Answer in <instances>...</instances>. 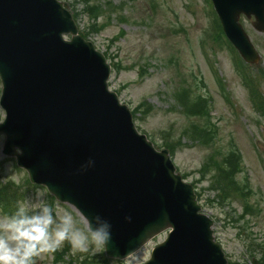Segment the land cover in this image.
<instances>
[{"label": "water", "instance_id": "95a60500", "mask_svg": "<svg viewBox=\"0 0 264 264\" xmlns=\"http://www.w3.org/2000/svg\"><path fill=\"white\" fill-rule=\"evenodd\" d=\"M211 1L240 56L257 64L261 55L240 17L253 16L264 33V0ZM110 72L67 3L0 0L3 154L78 210L88 229L107 222L110 259L124 260L169 231L146 264H228L193 185L169 150L135 127L131 109L110 91Z\"/></svg>", "mask_w": 264, "mask_h": 264}, {"label": "rangeland", "instance_id": "374dc122", "mask_svg": "<svg viewBox=\"0 0 264 264\" xmlns=\"http://www.w3.org/2000/svg\"><path fill=\"white\" fill-rule=\"evenodd\" d=\"M64 1L80 32L106 55L110 89L131 108L136 127L157 149L174 151L171 159L214 220V236L229 264L259 259V249L264 250V104L255 100L254 89L264 101V33L253 28L251 19L241 18L261 55L258 64L247 65L223 36L210 0ZM2 90L0 79V97ZM4 119L0 107V123ZM233 176L236 188L225 198L217 189ZM0 181L11 184L9 189L20 196L17 207L25 203L29 215L48 206L50 230L60 227V217L68 213L73 230L87 234L78 211L47 188L29 183L26 171L3 150ZM10 214L0 208V217ZM166 237L158 235L123 261L93 251L91 244L88 251L74 250L68 241L34 261L132 264L142 251L145 264Z\"/></svg>", "mask_w": 264, "mask_h": 264}, {"label": "clouds", "instance_id": "9594fccd", "mask_svg": "<svg viewBox=\"0 0 264 264\" xmlns=\"http://www.w3.org/2000/svg\"><path fill=\"white\" fill-rule=\"evenodd\" d=\"M7 140L0 133V151ZM19 153V149L16 150ZM60 227L50 230L53 224L51 209L42 205L39 214L29 215L27 205L21 202L12 216L0 217V264H35L34 257L43 252L54 251L65 241L74 250L102 252L111 238L110 225L105 222L100 227H91L87 234L73 230V217L65 213L60 217ZM143 252L132 264H142Z\"/></svg>", "mask_w": 264, "mask_h": 264}, {"label": "trees", "instance_id": "16d2710c", "mask_svg": "<svg viewBox=\"0 0 264 264\" xmlns=\"http://www.w3.org/2000/svg\"><path fill=\"white\" fill-rule=\"evenodd\" d=\"M83 35L84 37H86L85 34ZM254 91H255L254 93L255 100L259 101L260 107H261V104H264V101L262 100V96L260 95L258 90L254 89ZM257 95H259V100L257 99ZM261 109L264 111L263 107H261ZM233 178L234 176L231 177V179L228 180V182H225L222 185V187L219 189L220 191L224 192L225 198H228V196L229 197L231 196L232 191H233L232 188H234V186L236 185L235 183H233L234 182ZM10 186H11L10 183H2L0 181V208H3V210L8 214L11 213L10 215L12 216L17 210L16 200H19L20 196H16L17 192H15V189H9ZM259 250H260V258H262L261 262L262 264H264V250L263 248ZM103 257L105 256L103 255ZM61 260L62 258L60 257V261ZM105 260H107V262L109 261L108 259H104L103 261Z\"/></svg>", "mask_w": 264, "mask_h": 264}, {"label": "bare ground", "instance_id": "6f19581e", "mask_svg": "<svg viewBox=\"0 0 264 264\" xmlns=\"http://www.w3.org/2000/svg\"><path fill=\"white\" fill-rule=\"evenodd\" d=\"M67 204V203H66ZM69 205V204H68ZM139 251V250H138ZM129 258V257H128Z\"/></svg>", "mask_w": 264, "mask_h": 264}]
</instances>
